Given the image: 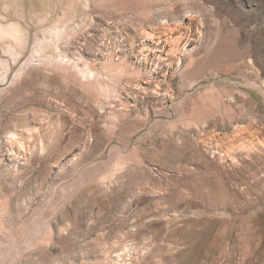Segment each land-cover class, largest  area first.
Here are the masks:
<instances>
[{
    "label": "rangeland",
    "instance_id": "obj_1",
    "mask_svg": "<svg viewBox=\"0 0 264 264\" xmlns=\"http://www.w3.org/2000/svg\"><path fill=\"white\" fill-rule=\"evenodd\" d=\"M3 263L264 264V0H0Z\"/></svg>",
    "mask_w": 264,
    "mask_h": 264
},
{
    "label": "bare ground",
    "instance_id": "obj_2",
    "mask_svg": "<svg viewBox=\"0 0 264 264\" xmlns=\"http://www.w3.org/2000/svg\"><path fill=\"white\" fill-rule=\"evenodd\" d=\"M15 33H16V32H15ZM10 34H11V32H10ZM13 251H14V250H13ZM3 252H4V251H3ZM5 253L8 254V256H9V254H10V250H8V252H5ZM4 257H5V256H4ZM4 257H3V258H4ZM6 259H7V258H6ZM4 261H5V260H4ZM6 261H7V260H6ZM6 261H5V262H6ZM3 264H4V263H3Z\"/></svg>",
    "mask_w": 264,
    "mask_h": 264
}]
</instances>
